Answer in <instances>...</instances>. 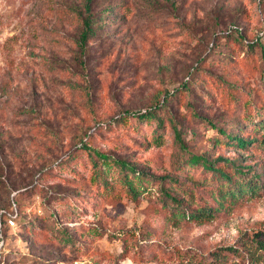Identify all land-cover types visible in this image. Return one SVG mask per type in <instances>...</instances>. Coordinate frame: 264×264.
Returning <instances> with one entry per match:
<instances>
[{
  "label": "rangeland",
  "instance_id": "374dc122",
  "mask_svg": "<svg viewBox=\"0 0 264 264\" xmlns=\"http://www.w3.org/2000/svg\"><path fill=\"white\" fill-rule=\"evenodd\" d=\"M86 5L0 0V264H195L221 247L254 249L245 239L264 228V190L215 221L185 222L166 212L159 186L113 200L62 165L87 145L174 177L170 121L160 146L101 128L156 109L192 153L264 177L260 143L245 152L218 143L219 129L257 136L246 121L264 105V0H93L96 30L83 43ZM194 188L214 202L208 186ZM17 215L25 225H10ZM61 230L85 250L63 244Z\"/></svg>",
  "mask_w": 264,
  "mask_h": 264
},
{
  "label": "trees",
  "instance_id": "16d2710c",
  "mask_svg": "<svg viewBox=\"0 0 264 264\" xmlns=\"http://www.w3.org/2000/svg\"><path fill=\"white\" fill-rule=\"evenodd\" d=\"M92 1L87 0L86 12L88 15L82 19L84 29L81 40L83 43H87L89 37L96 30V21L91 17L90 4ZM262 57L264 61V48ZM255 113V115H250L246 122L253 125L256 137L243 136L242 127L237 128L235 135L227 134L226 131L219 129L218 143L220 146L228 149L235 148L241 152H245L257 143L264 146V135L262 138L258 137L261 133L260 130L264 131V105L256 109ZM168 121H170L180 145V153L171 161L174 177L152 176L146 171L139 170L136 164L116 160L97 149H90L87 145L82 147L81 156L66 161L62 167L66 169V173L70 177L89 173V180L96 192L113 200L127 197L136 202L149 187L159 186L166 212L185 222L208 223L215 221L223 211L236 204L239 199L255 196L264 190V177L246 173L243 168L236 165V162L221 157L211 161L207 156L192 153L181 135V128L177 122L171 117L169 120L165 119L156 109L128 113L101 125L103 126L101 128L132 130L138 138L143 140L146 147L160 146L164 141ZM189 181H192L194 185H188ZM195 185L208 186L207 193L214 199V202H206L204 196L197 194L194 191ZM178 195H183L184 200L178 198ZM14 219L17 227L25 225V222H22L23 216L17 215ZM98 235L100 232L96 229H89L84 234L88 238ZM60 239L63 244L68 245L69 248L73 247L80 253L85 250L84 247L82 248V244L77 243L73 235L65 230H61ZM245 240L254 249L247 251L236 245L221 247L210 252L208 258L196 260L195 264H263L264 228L254 232ZM233 259L239 261L231 262Z\"/></svg>",
  "mask_w": 264,
  "mask_h": 264
},
{
  "label": "built area",
  "instance_id": "2783aa9c",
  "mask_svg": "<svg viewBox=\"0 0 264 264\" xmlns=\"http://www.w3.org/2000/svg\"><path fill=\"white\" fill-rule=\"evenodd\" d=\"M9 223H10V225L13 226V227L16 226V221H15V219H13V218H11V219L9 220Z\"/></svg>",
  "mask_w": 264,
  "mask_h": 264
}]
</instances>
